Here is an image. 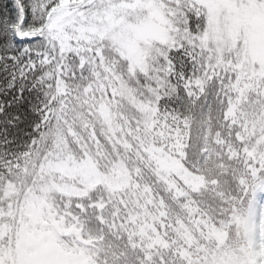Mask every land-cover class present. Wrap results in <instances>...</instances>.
Wrapping results in <instances>:
<instances>
[{
    "label": "snow or ice",
    "instance_id": "snow-or-ice-1",
    "mask_svg": "<svg viewBox=\"0 0 264 264\" xmlns=\"http://www.w3.org/2000/svg\"><path fill=\"white\" fill-rule=\"evenodd\" d=\"M252 22L264 26V0H0V264H264ZM197 121L199 159L230 189L203 194L199 235H105L104 178L82 132L98 156L101 137L115 147L132 122L138 139L166 137L180 159L164 170L198 187L183 142Z\"/></svg>",
    "mask_w": 264,
    "mask_h": 264
},
{
    "label": "trees",
    "instance_id": "trees-1",
    "mask_svg": "<svg viewBox=\"0 0 264 264\" xmlns=\"http://www.w3.org/2000/svg\"><path fill=\"white\" fill-rule=\"evenodd\" d=\"M246 44L248 51L254 53L253 59H264V26H260L258 30V22H252ZM120 123L123 124L124 121L121 120ZM199 129L197 121L191 127V140L188 139L186 130L183 141L188 145V163L192 168L199 170L196 173L201 177L198 187L185 185L178 176L170 175L164 170L167 161L180 159L176 150L169 147L172 141L166 137H145L144 133L140 132L138 139L136 125L132 122L131 129L125 126L124 132L118 133L122 142L115 144V147L101 137L103 155L98 156L95 142L88 139L87 131L82 132V143L88 144V151L104 178L97 188L96 196L105 205V235L111 231L116 234L117 240L121 235L126 240L128 232L139 234L142 230H147L149 234H153L150 228L155 227L162 237L165 234L174 236L175 229L180 225H185L194 236L199 235L194 224L199 212L195 210H203L206 207L202 200L203 194L214 193L219 198L221 194L226 195L230 191L224 184L217 183L219 173L214 175L210 171L215 167L212 162L214 158L200 161ZM96 130L99 133V125ZM71 152L76 156L83 155L79 145H71ZM173 181L174 186L169 187ZM161 212L165 213L164 217L160 216ZM113 216L116 219H113ZM108 225L113 227L109 228ZM80 264H84L83 259Z\"/></svg>",
    "mask_w": 264,
    "mask_h": 264
},
{
    "label": "rangeland",
    "instance_id": "rangeland-1",
    "mask_svg": "<svg viewBox=\"0 0 264 264\" xmlns=\"http://www.w3.org/2000/svg\"><path fill=\"white\" fill-rule=\"evenodd\" d=\"M260 24L258 23V30L260 29ZM253 40H254V36H253ZM249 52V55L253 58L254 56V53L252 52V51H248ZM120 172L122 173V174H124L123 173V170L122 169H120ZM107 179H108V177H107ZM49 252H50V254H53V253H51V250H49Z\"/></svg>",
    "mask_w": 264,
    "mask_h": 264
}]
</instances>
